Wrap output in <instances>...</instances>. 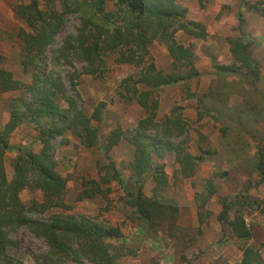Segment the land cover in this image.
Wrapping results in <instances>:
<instances>
[{"label":"trees","instance_id":"1","mask_svg":"<svg viewBox=\"0 0 264 264\" xmlns=\"http://www.w3.org/2000/svg\"><path fill=\"white\" fill-rule=\"evenodd\" d=\"M198 2L205 7L208 0ZM13 10L29 29L22 30L19 38L21 65L31 75L32 83L24 86L11 72L0 68V91L24 92L12 101L9 120L0 130V264H24L11 255L13 249L19 248L12 234L22 230L42 239L48 247L33 264H118L124 258L136 257L133 242L139 246L140 240H159L165 226L169 232L175 230L179 208L164 196L171 186L165 159L174 154L177 173L182 179H190L201 164L217 155L211 145L204 144L207 138L202 135L198 154L189 152L188 141L183 138L188 125L181 107L174 108L162 121L156 119L158 95L164 89L183 85L188 98H196L189 89L201 77L195 47L179 42L177 34L207 40V27L190 21L188 9L179 0H30ZM71 18L77 21L73 32L55 47ZM239 33L240 37L228 40L233 63L215 67L222 84L212 87L205 97L212 106L206 113L223 124L220 132L224 149L236 165L257 178L255 187H259L264 184V134L258 131L264 123L263 76L260 64L251 55L252 42L242 27ZM155 43L164 45L172 59L168 73L158 69L151 56ZM75 64L83 65L84 73L95 78L104 77L111 64L137 69V74L121 82L117 96L123 103H136L146 117L132 130L118 127L103 134L106 103L100 102L88 116L79 104L75 80L70 91L61 74L63 65ZM228 77L238 81L229 83L225 80ZM241 84L250 93H241L244 103L230 108V93L234 85ZM199 102L202 105L205 101L202 98ZM217 103L220 105H214ZM203 114L199 113V119ZM26 124L38 132L41 150L36 153L26 147L19 149L15 175L9 181L5 157L10 138ZM67 134L101 156L97 165L99 181L85 180L78 201L108 199L111 189L104 186L116 184L123 193L122 203L138 222L139 232L134 239L124 237L119 226L100 217L65 213L73 206L65 202L68 179L58 171L55 152L58 140ZM248 140L256 144L255 148ZM123 142L134 148L133 160L118 166L112 152ZM226 175L215 172L203 191L196 194L201 225L212 215L208 206L217 193L215 180ZM149 181L154 186L151 197H146ZM25 190L39 191L42 201L24 204L21 194ZM219 205L217 221L222 227L228 226L235 237L242 252L240 264H264V245L255 246L247 222V216L253 214L264 218L262 203L240 192L221 197ZM56 210L62 213H53Z\"/></svg>","mask_w":264,"mask_h":264},{"label":"rangeland","instance_id":"2","mask_svg":"<svg viewBox=\"0 0 264 264\" xmlns=\"http://www.w3.org/2000/svg\"><path fill=\"white\" fill-rule=\"evenodd\" d=\"M29 1L0 0V68L11 72L24 86L31 85L32 78L30 74L24 72L21 65L23 53L19 34L22 30L29 32V29L15 14L13 8L20 4L26 5ZM179 2L188 9L190 21L207 27L209 38L195 40L183 33L177 34L179 42L185 45L192 44L195 47L196 65L201 77L193 81L189 89L196 98H188L187 87L183 85L164 89L158 95L160 107L156 119L162 121L171 115L174 108L181 107L188 125L187 133L183 138L188 141L189 152L198 154L202 135L207 138L204 144L211 145L217 151V155L201 164L196 175L190 179H182L177 173L178 166L175 164L174 154L165 159L171 186L164 196L173 200L179 208L175 230L173 233L169 232L165 226L159 240H140L139 246L133 242L131 247L137 251V256L124 258L118 264H153V261L158 264H240L242 252L239 250L235 237L228 226L222 227L217 221L221 209L219 199L246 192L264 207V184L255 187L257 178L251 176L243 166L236 165L232 161L223 145L224 140L220 132L223 124L206 113V110L212 106L208 103L211 101L205 98L212 87L222 84V80L216 75L215 67L229 66L233 63L228 40L240 37V27L252 42L251 55L260 64L264 88V0H244V2L208 0L205 7H201L198 0H179ZM76 23V19L71 18L55 47H59L62 40L73 32ZM150 52L158 69L168 73L172 59L166 47L155 43ZM109 67V71L102 78L85 74L81 64H75L74 67L63 65L61 68V74L70 91H72V79L75 80L80 95L79 104L88 116L92 115L100 102L106 103L103 134L118 127L123 130H132L146 117V113L136 103H123L117 96L121 82L137 74L138 70L127 65L111 64ZM225 80L232 84L238 81L232 77ZM233 91L230 93L229 107H240L244 103L241 93L250 92L243 84L234 85ZM23 95V91L8 93L0 91V130L9 120L12 101ZM202 98L205 102L201 105L199 99ZM214 105L217 106L220 103ZM200 112H204L202 119H199ZM258 131L264 134V123L259 125ZM38 135L34 126L26 124L11 136L10 150L5 157L9 181H12L15 175L19 149L26 147L36 153L40 152ZM248 141L252 144V149L255 148L256 144H253L251 140ZM133 155L134 148L127 142H123L112 152V157L118 166L130 163ZM55 160L58 163L59 173L68 179L65 202L73 206V209L65 213L100 217L113 226H119L124 237L134 239L139 232L138 222L135 221L131 210L122 203L123 193L116 184L104 186V189L108 187L111 189L108 199L96 197L92 200L78 201L83 191L84 181L100 179L97 167L101 160L99 153L85 149L78 139L67 134L63 139L58 140ZM217 171L226 172L227 175L215 180L217 193L208 206L212 215L206 224L201 225L198 219L199 208L196 194L203 191L206 182ZM125 175L130 174L125 172ZM249 184L253 187L248 188ZM153 186L151 181L147 183L146 197H151ZM21 200L29 205L33 200L41 202L42 196L39 191L25 190L21 194ZM53 213L62 212L56 210ZM247 222L253 231L255 246L259 248L260 245H264V218L259 214H253L247 216ZM12 239L19 244V248L13 249L11 255L24 264H33L36 257H42L48 250L45 241L34 237L27 230L12 234ZM262 253L264 257V251Z\"/></svg>","mask_w":264,"mask_h":264}]
</instances>
